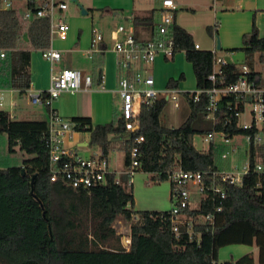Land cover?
<instances>
[{"label":"trees","instance_id":"1","mask_svg":"<svg viewBox=\"0 0 264 264\" xmlns=\"http://www.w3.org/2000/svg\"><path fill=\"white\" fill-rule=\"evenodd\" d=\"M36 12L37 0H27ZM155 11L135 15L134 26L153 28ZM174 34L178 50H185L192 64L198 87H209L208 75L213 67L211 50H196L192 35L176 25ZM208 31L213 34L212 26ZM137 35L140 37L138 32ZM246 52L264 54V37L255 22L244 34ZM50 23L47 17L29 15L22 9L0 8V86L18 89L21 94L31 84L32 48L50 46ZM227 69L233 79L240 72L230 63ZM262 75L255 72L254 77ZM184 75L181 74L180 79ZM171 78L169 87H178ZM208 97L199 101L187 97L190 114L178 127L161 123L168 101L160 98L142 107L140 127L127 131L120 113L111 122L91 125L88 116L73 117L78 129L91 131V144L105 153L111 149L113 137L125 140V164H129L134 136L144 135L141 145L142 169L157 181L167 180L168 171L179 162L184 169L216 168L219 152L199 149L195 136L209 129H197L194 122L203 116ZM49 119H18L0 109V134H6L10 153H17V164L0 167V264H264V197L257 192L254 173L246 176L242 186L228 185L229 197L218 214L213 233L204 232L200 245L187 235L175 237L169 211L134 210L133 187L123 174L120 183L116 173L89 190L73 189L61 181L50 179V156L46 142ZM132 221L131 243L122 245L114 228L118 218ZM231 244H256L258 259L252 252L238 258L218 262L219 249Z\"/></svg>","mask_w":264,"mask_h":264},{"label":"built area","instance_id":"2","mask_svg":"<svg viewBox=\"0 0 264 264\" xmlns=\"http://www.w3.org/2000/svg\"><path fill=\"white\" fill-rule=\"evenodd\" d=\"M243 1V0H240ZM215 7L217 0H212ZM10 4V3H8ZM66 2L39 0L36 12L30 14L47 17L50 21L51 39L68 38L70 25L65 16L56 17L57 10L67 9ZM178 6L174 0H162L158 9L151 34L139 37L133 23H120L110 31L114 41L113 48L120 55L119 67L122 74L118 80L121 98L120 116L124 119L127 131L140 127L142 107L151 106L157 99L173 100L179 107L181 100L192 98L199 101L206 94L208 101L202 117L210 121L202 139L208 147L219 152V160L226 167L204 170L184 169L178 162L168 171L171 183L172 207L168 210L170 224L175 237L187 235L200 245L204 232L213 233L217 227L218 214L224 210L229 197L228 185L242 186L250 173L257 176V192L264 197V76L254 77L247 63L237 62L230 56H219L215 45L213 67L208 75L209 87L183 89L180 87L157 88L154 75L148 73L146 65L155 62L159 55L174 58L178 49L174 34ZM220 24L212 26L216 39ZM105 30L101 26L92 29V45L103 51ZM217 43V41H216ZM194 48L201 49L195 42ZM42 56L51 63L59 61L62 53L52 45L41 50ZM6 57V50L0 48V58ZM231 58V62L228 61ZM234 63L239 73L227 69ZM93 77L77 68L64 67L51 75L47 89H34L31 85L25 90L31 104L48 108L49 133L46 142L50 156V179L61 181L73 189H91L107 181L112 173L104 150L83 156L65 145V137L76 130L79 123L61 115L54 107V101L64 92H74L92 84ZM7 89L0 87V106L5 100ZM13 91V89H11ZM15 104V102H12ZM144 135L134 136L135 144L130 149L129 164L123 174L129 176V183L135 173L142 169L141 145ZM121 173L116 174L115 182H121ZM130 241L129 239H127Z\"/></svg>","mask_w":264,"mask_h":264},{"label":"crops","instance_id":"3","mask_svg":"<svg viewBox=\"0 0 264 264\" xmlns=\"http://www.w3.org/2000/svg\"><path fill=\"white\" fill-rule=\"evenodd\" d=\"M57 1L66 2L65 0H57ZM235 1L237 8H239L240 10L232 11V12H224L223 16H226L228 19H230V21H232V23L235 24L236 31L242 34L243 36L244 34L249 33L252 30L253 23L255 22L259 30V35L264 37V0H243V1L235 0ZM37 2L39 3V0H37ZM5 3H6V8L14 7V8L22 9L25 11V13L31 11V9L28 8L27 0H7ZM159 6L154 9L155 17L159 9ZM75 12L76 11L74 9H70L68 4L67 9H59L57 10L56 13V17L60 15L65 16V18L67 19L70 25L67 39L62 40L59 39L58 37H54L53 39H51L50 45H52L56 49H59L62 53L61 59L59 61L51 63L42 56V52H41L42 49L32 48L31 65H30V71H31L30 85L34 89H44V90L47 89L50 85L52 73L64 67L77 68L83 71L84 74L92 75L93 81L90 86L82 87L81 89L74 92L69 91L62 93L60 97L54 101L53 107L61 115H63L68 119H71L72 121H73V117L88 116L91 118L92 127H95L98 124L108 123L115 119L116 102L118 99H120L121 101L120 94L118 92V80L120 75L122 74V72L119 73L118 62L121 57L114 50L112 46L106 43V41H104L101 44V46H103L104 48L103 51H99L95 49L94 46L92 45V40H91L92 29L94 26H92V28L91 26L90 27L88 26L87 27L88 33L86 36H83L82 29L78 28L79 26L76 25V20L79 17L75 16ZM135 15L136 14H134L133 12H127L126 16L120 14L118 18L119 19L121 18L122 21L124 20L125 23H133L132 19ZM69 19L71 23L69 22ZM117 24L120 23L115 22V25ZM175 24L179 25L177 22V18ZM111 29L109 30V35ZM135 29L140 35V37L143 38L149 37L152 31V28H145V27H137V28L135 27ZM95 59L97 60L95 61ZM158 60H161L160 64H162V61H168L170 59L162 55H159L156 58L155 62ZM252 69L255 70L254 68ZM255 72H259L261 73L262 76H264V69L259 71L255 70ZM181 74L184 75L183 79H180ZM181 74L178 77L177 75L175 76L174 74H166L168 75L167 76L168 80L166 82L167 84L165 87H169L168 83L171 78L180 79L178 84V87H180L181 81L184 80L187 76L185 72ZM165 80L166 78L164 77L158 79L155 78V86L157 88H162V86L160 85H162L161 83L165 82ZM2 87L7 89L5 94L9 96L8 111L11 113L12 117L18 119H39L45 117L48 118L47 107L31 104L28 96L25 93L21 94L18 89L8 88L4 86ZM196 87H197V80H196ZM11 89H13V91H11ZM183 100L184 99L181 100L180 106L176 108L182 107ZM13 101L15 102V104L12 103ZM0 109L2 108L0 107ZM119 143L122 144V146L124 147L126 141L122 140L121 137H113L111 149L108 153H105V155L107 156L109 161L110 171L116 174L121 173L123 175L126 169V164L124 169H118L110 163L111 150L113 148H116ZM65 145L67 148L83 156H91L94 152H98L102 150L100 146L91 144V131L88 130L86 127H83L82 129L76 128V130H74L70 135L66 136ZM141 171L145 172L146 174L149 173L144 170H139V172ZM143 178L144 177L134 178L133 176L131 179V185L133 187V195L135 201L134 202L135 210L154 211L151 209H159L156 207L166 205L168 201V197L171 200V183L169 180H162L163 181L162 182L153 179V181L155 182L154 184L152 182L146 181L144 182L145 184L143 185L142 182ZM165 181H169L170 188L169 185H166L167 182L165 183ZM144 192L151 194L158 193L159 195H156L155 197L150 198L149 200H144L142 198V194Z\"/></svg>","mask_w":264,"mask_h":264},{"label":"rangeland","instance_id":"4","mask_svg":"<svg viewBox=\"0 0 264 264\" xmlns=\"http://www.w3.org/2000/svg\"><path fill=\"white\" fill-rule=\"evenodd\" d=\"M7 0H0V8H6ZM69 4L70 9H74L75 16L79 18L76 20V25L83 31V36H86L88 31L87 27L101 26L105 29V41L108 45H114V41L110 38L109 30L115 26L116 23H125L118 16L120 14L127 15V12H133L136 15H145L154 10L160 4L161 0H65ZM178 6L177 9V22L188 31L195 42H199L202 50H213L215 45L217 46V39L221 41V48H218L217 54L219 56H230L233 60L240 63H247L251 68L255 70L264 69V54L257 52H246L242 47L244 46L243 35L238 33L235 28V24L230 21L226 16H223L224 12H232L240 10L237 8L235 0H217L215 7L212 0H174ZM224 1V2H223ZM24 4V3H22ZM161 5L159 6V8ZM227 9H226V8ZM86 10L87 13H84ZM131 10V11H128ZM70 13V12H69ZM71 16V15H70ZM218 21L220 26L216 34V39L213 34H210L207 27L213 26ZM70 22V19H69ZM71 23V22H70ZM92 40V39H91ZM97 59H95L96 61ZM156 61L155 63L146 65L148 73L154 75V78H166L165 82L161 83L162 88L166 86L167 76L166 74H174L177 77L185 72L187 75L184 80L181 81L180 87L183 89H193L196 87V77L191 63L186 58L185 50H178L174 59L168 61ZM119 73L122 69L118 65ZM166 75V77H165ZM175 77V78H177ZM5 103L0 106L2 109L8 110L9 108V96L5 94ZM121 101L116 102V114L120 113ZM190 112V106L184 99L181 108H176L173 100H170L165 107L161 115V123L166 127H178L188 116ZM210 121L204 117H200L194 122V127L201 130L208 128ZM194 143L199 149H206L208 145L202 139V133L199 132L194 139ZM22 160L23 156L20 152L10 153L7 146L6 134H0V167H7L9 165H15L18 162L19 157ZM125 149L122 144H118L116 148L111 150L110 163L118 168L124 169L125 167ZM219 165L223 168L226 167V162L219 160ZM137 171L134 178L144 177V182L149 181L153 184L152 173L146 174L145 172ZM138 173V174H137ZM168 180V179H167ZM163 182V181H162ZM161 182V183H162ZM167 182V183H166ZM166 185L170 184L169 181H165ZM169 191V190H168ZM159 195L158 193H143L142 198L149 200L150 198ZM172 207V201L168 197L166 205L158 206L159 209H151L158 211H166ZM135 210V205H134ZM131 224L132 221L118 218L114 222V228L117 235H119L122 245L127 249L130 248L131 243ZM129 239L128 243L124 242ZM252 252L256 259H258V247L256 244H231L223 246L219 249L218 262H224L233 258H238L245 253Z\"/></svg>","mask_w":264,"mask_h":264},{"label":"water","instance_id":"5","mask_svg":"<svg viewBox=\"0 0 264 264\" xmlns=\"http://www.w3.org/2000/svg\"><path fill=\"white\" fill-rule=\"evenodd\" d=\"M83 12H84V13H87L86 10H83ZM217 48H219V49L221 48V41H220L219 38L217 39ZM228 61L231 62V58L228 57ZM124 242H125V243H128V241H126L125 238H124Z\"/></svg>","mask_w":264,"mask_h":264}]
</instances>
